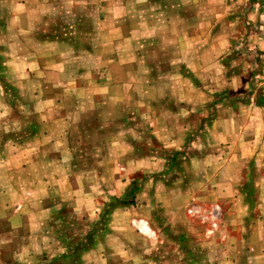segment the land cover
I'll use <instances>...</instances> for the list:
<instances>
[{
    "label": "rangeland",
    "instance_id": "rangeland-1",
    "mask_svg": "<svg viewBox=\"0 0 264 264\" xmlns=\"http://www.w3.org/2000/svg\"><path fill=\"white\" fill-rule=\"evenodd\" d=\"M244 225L264 264V0H0V264H235Z\"/></svg>",
    "mask_w": 264,
    "mask_h": 264
},
{
    "label": "crops",
    "instance_id": "crops-1",
    "mask_svg": "<svg viewBox=\"0 0 264 264\" xmlns=\"http://www.w3.org/2000/svg\"><path fill=\"white\" fill-rule=\"evenodd\" d=\"M62 43H67V41H62ZM69 45L72 46V44H69ZM58 46H60V45H58ZM66 50H67V48H66ZM30 54L32 56L26 58L27 64L25 66V69H26V71H27L28 74L32 75V77H33L34 80H36L38 78V76L41 77V78L42 77H47V74H49L48 73V70L55 69L53 67H50L49 68L48 66H46L45 60L40 58L41 56H39V53H37V49L36 50L34 49V53L30 52ZM62 68H63V64L57 66V69H62ZM34 70H36V71H34ZM38 72H40V73H38ZM42 80H44V79H42ZM64 83H65L64 84V89H66V86L69 87V88L73 86L72 85L73 82L71 83L70 80L64 81ZM75 83H77V82H75ZM64 92H66V90H64ZM44 117H45V120H47V121H45L46 123H43V122L40 123V122H38V121H36L34 119L33 120L31 119V121L33 123V125H32L33 128L31 130L34 133L36 132L37 129H38L37 131L40 130L39 129V126L41 128L42 127H45V128H42V129H44L43 130L44 132H51V131L60 132V133H68V132H70V128H66L64 126V124L67 123L66 121L64 122L62 119H60L57 123H54L53 121H51L50 117H49V120H48V118L46 119L47 114H45V113H44ZM57 117L58 118H60V117L66 118V115L65 114L58 115ZM61 121H63V125L62 126H61ZM66 126H67V124H66ZM54 127H55V129H54ZM60 128L62 129V131L59 130ZM85 132H95V130L90 129V130H85ZM133 224L136 226V228H138L140 230L141 233L144 232L140 228L141 226H140L139 222H135V223L133 222ZM176 225L177 226L172 227V228L173 229H176V230H182V233H184L183 232L184 228L182 226H179V224H176ZM148 226L150 227V229L152 230L153 233L157 234V231H156L157 228L155 226H153V224L148 223ZM199 227L192 228L194 230H192V229L189 230V228H188V232L190 231V233H191V235L193 237H199V235L201 233V232H199ZM131 228L134 229V231L131 232V234L129 233L131 238H133V239L134 238L135 239H142V238L147 239V237H143V235H141L137 230H135L136 228H134L133 226H131ZM167 228H169V227H167ZM127 229H128V232H129L130 231V228L128 227ZM207 230H208V228H207ZM207 230L206 231L204 230V233L201 230L202 231V234H203V236H205L207 238H210L211 237L210 235H212V234H210V235H207L206 234L207 236L205 235V232H207ZM167 233H169V232H167V231H165V232L160 231L159 235L163 238L164 235L167 234ZM142 234H144V233H142ZM147 235H149V233ZM238 237L240 239L239 242L241 243V245H243L245 243V245L243 247V249L245 250V252H243V251L234 252V254H230V255L228 254V255H226V258H225V260H227V261H229L231 263L236 262L235 264H241V262H244V261H247L248 262V260H250V258H252V255L247 252V246H248V244H247L248 228H247L246 225H244L243 228H242V230H240V233H239ZM117 238L121 242H124L125 241L126 244H130V242H131L129 240L130 238H121V237H117ZM226 238H228V240L231 239V235H229V236L226 235ZM124 239H126V240H124ZM150 239L151 238H149V240ZM262 256L264 257V254ZM189 259L192 262H194V261L196 262V261H199L201 259V257L198 254L192 253Z\"/></svg>",
    "mask_w": 264,
    "mask_h": 264
},
{
    "label": "bare ground",
    "instance_id": "bare-ground-1",
    "mask_svg": "<svg viewBox=\"0 0 264 264\" xmlns=\"http://www.w3.org/2000/svg\"><path fill=\"white\" fill-rule=\"evenodd\" d=\"M142 227H143L144 231L149 232V228H148L146 225H144V226H142Z\"/></svg>",
    "mask_w": 264,
    "mask_h": 264
},
{
    "label": "built area",
    "instance_id": "built-area-1",
    "mask_svg": "<svg viewBox=\"0 0 264 264\" xmlns=\"http://www.w3.org/2000/svg\"><path fill=\"white\" fill-rule=\"evenodd\" d=\"M199 213H200L199 211H195V213H194V214L196 215V214H199Z\"/></svg>",
    "mask_w": 264,
    "mask_h": 264
},
{
    "label": "trees",
    "instance_id": "trees-1",
    "mask_svg": "<svg viewBox=\"0 0 264 264\" xmlns=\"http://www.w3.org/2000/svg\"><path fill=\"white\" fill-rule=\"evenodd\" d=\"M131 205H133V203L131 202V203H129V206H131Z\"/></svg>",
    "mask_w": 264,
    "mask_h": 264
}]
</instances>
